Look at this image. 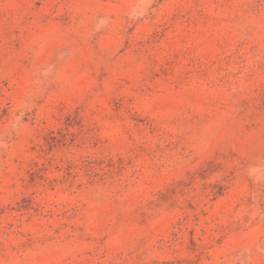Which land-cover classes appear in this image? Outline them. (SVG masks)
Returning a JSON list of instances; mask_svg holds the SVG:
<instances>
[{
  "label": "rangeland",
  "instance_id": "374dc122",
  "mask_svg": "<svg viewBox=\"0 0 264 264\" xmlns=\"http://www.w3.org/2000/svg\"><path fill=\"white\" fill-rule=\"evenodd\" d=\"M0 264H264V0H0Z\"/></svg>",
  "mask_w": 264,
  "mask_h": 264
}]
</instances>
